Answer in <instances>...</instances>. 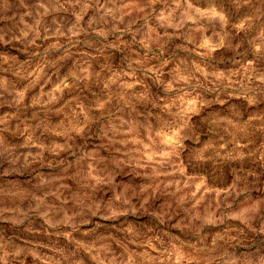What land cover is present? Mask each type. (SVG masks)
I'll return each mask as SVG.
<instances>
[{"label":"rangeland","instance_id":"obj_1","mask_svg":"<svg viewBox=\"0 0 264 264\" xmlns=\"http://www.w3.org/2000/svg\"><path fill=\"white\" fill-rule=\"evenodd\" d=\"M0 264H264V0H0Z\"/></svg>","mask_w":264,"mask_h":264}]
</instances>
